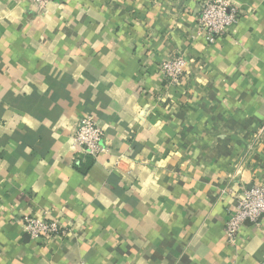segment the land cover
Listing matches in <instances>:
<instances>
[{
	"label": "crops",
	"instance_id": "crops-1",
	"mask_svg": "<svg viewBox=\"0 0 264 264\" xmlns=\"http://www.w3.org/2000/svg\"><path fill=\"white\" fill-rule=\"evenodd\" d=\"M206 1L0 0V264H264V218L225 234L264 184V0H227L240 20L215 44ZM86 115L96 159L71 140ZM32 215L67 237L31 239Z\"/></svg>",
	"mask_w": 264,
	"mask_h": 264
},
{
	"label": "built area",
	"instance_id": "built-area-1",
	"mask_svg": "<svg viewBox=\"0 0 264 264\" xmlns=\"http://www.w3.org/2000/svg\"><path fill=\"white\" fill-rule=\"evenodd\" d=\"M39 11L55 0H30ZM240 20V10L227 0H208L200 11L197 36H202L209 44L232 33ZM188 60L181 54L167 58L160 71L166 83L171 86H180L186 75ZM105 134L97 120L92 116H83L73 132L71 140L77 148L78 154L83 157L96 159L100 154L107 152L104 145ZM264 218V184L256 185L246 190L238 200L235 210L231 213L226 224V237L234 245L240 229L247 223L259 224ZM23 229L33 240L52 237L66 238L70 231L59 220H46L39 216H26L23 220Z\"/></svg>",
	"mask_w": 264,
	"mask_h": 264
}]
</instances>
